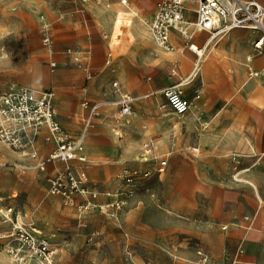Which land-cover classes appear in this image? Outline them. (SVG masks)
<instances>
[{
	"label": "rangeland",
	"instance_id": "374dc122",
	"mask_svg": "<svg viewBox=\"0 0 264 264\" xmlns=\"http://www.w3.org/2000/svg\"><path fill=\"white\" fill-rule=\"evenodd\" d=\"M57 1L0 0V95L11 86L26 87L37 91L53 93L56 113L89 112L81 107L83 101L89 102V107L98 106L96 109L98 116L101 115V112H109L105 118H102L105 120L104 122L99 121L97 117L94 118L92 126L87 131L84 145L86 162L83 164L79 162L71 163V166L81 174L83 179L95 185L100 184V186H105L108 182L116 180L115 178L123 167L145 172L139 166V160L140 158L142 160V157H139L138 160L129 159L123 162L107 158V154H110L109 152L114 151V153H119L132 139L138 138L130 129L126 130L125 136L120 141H115L111 136V130H114V127L118 125L115 120L118 116L117 97L113 94L112 87L115 82H120L128 91L141 96L150 94L152 91H158L155 96H151L144 106L142 105L141 107V112L145 116L143 121L147 125V132L145 134L148 139L158 138L161 132L172 130L173 135L177 138L189 137L190 144L188 148L190 149L195 145L198 146L202 131L215 134V129L211 126L212 116L219 112H229L228 110L230 109V112L234 113L230 117L225 118V124L227 123L231 126V130L225 132L226 136L231 139L237 138L238 135L244 137L255 152V154L251 155L252 158L264 156L263 106H261V110H257L256 112L257 129L249 127V114L252 110L248 105V93L246 90L248 85L255 81L250 79L247 66L245 80L234 90L230 80L233 75L231 69H226L224 72L225 76H222V73H220L219 75H215L214 78L208 79L204 71V63L210 58V50L207 52L205 57L199 61V65L203 66V86L201 99L196 108V113L202 115V121L198 124L202 131H197L191 135L186 134V127L187 123L190 122V118L186 117L184 120H181L173 115L161 93V90L170 83H179L177 78L172 75L173 67H177L179 73L187 77L184 80L185 85L191 81L192 75L190 76V72L192 64L190 63L187 72L184 71L185 66H180L182 63L188 61L183 46L175 45V52L173 53L177 54V58L171 62L169 67L167 66L163 69L159 78L151 79V81H148L150 75L147 71L144 75L142 71H136L133 66L131 68L127 67L126 70L124 68H116L125 55L126 45H132L136 40L134 28L138 26L145 27L150 32L149 27L157 12V7L152 14L151 6L142 0H128L127 6H123L121 0H117L118 7L117 10H114V13L112 12V19L113 17L114 19L108 33L95 34L82 20V28L80 29L82 33L76 41L77 46H70L59 51L60 35L56 20L58 14ZM74 1L79 4L83 3L80 0ZM113 4V0H107L104 6L99 7L109 12ZM81 9L79 7L78 10L74 11L76 19L80 16L82 17ZM48 11L53 17L49 18L47 16ZM72 11L70 10L67 14L70 16ZM133 11L137 16L133 17L132 28L125 31L121 26H124V23L122 24L120 19L116 20L115 14L119 13L120 18L122 16H131ZM140 19L145 20L148 23V27L141 23ZM187 21L192 39H199L202 33L194 26L195 20L189 21L187 19ZM42 25L48 26L47 33L53 44L52 50L43 43L44 31ZM220 39L218 40L220 41ZM72 42L73 40H71L70 44H73ZM183 42L186 44L185 40ZM217 42L212 41L211 49H213ZM200 43H204V41ZM89 48L92 51L91 57L84 58L81 66L72 63L70 59L64 56V53L68 56L67 50L69 49L85 54L84 50ZM161 51L164 52L163 50ZM109 53L112 55L111 57ZM96 62H98L97 67L92 66V63ZM52 63H55V66H52ZM68 70H75V72ZM125 72H132L131 78H119L120 73L124 74ZM25 73L30 74L31 80L29 82L18 80L17 76ZM100 76H103V79L95 83V79H98ZM88 77L90 79L92 77V79L89 80ZM153 81L155 85H153ZM143 86L146 88L144 91L141 89ZM196 86H198V82L194 81L190 86H183L181 89L185 91L184 88H187V93L193 96ZM259 86L262 88L260 84ZM237 96L241 97L240 103L235 101ZM154 101H157V104L155 108H152ZM62 104L67 106L66 110L62 109ZM136 111L139 112V110ZM147 117L151 121H148ZM78 119L80 127L77 131L83 128L82 119H84V116L82 113ZM168 121H171L169 125L166 123ZM151 122L162 125L163 131L160 133L154 131ZM100 124H103L102 126L105 127L104 131L106 132H100ZM177 124L179 126L174 129ZM110 142L117 144L118 151L117 148L113 150ZM0 149L1 153L7 152L11 156V159H0V200L8 203V197L12 193L16 194L17 198L12 202L16 206L15 214L17 217H19V213L29 214L32 220L28 223L39 227L50 243L59 248L60 253L56 258V264H154L149 259L150 253L145 250L146 246L138 242V226L143 222L150 227H152L153 223L169 222L170 218H167L166 215L192 224L200 223L198 220L191 222L178 216H172L166 212L160 198L162 195H168V190L164 189L163 185L165 176L162 178V181L152 176L142 179L139 181V187L136 189H131L124 185L120 186L122 190H128V193H124L125 206L122 214H120V223L115 224L107 215L97 211L80 214L76 209L65 207L60 198L54 197L49 193V180L55 175L46 178V180L38 179L40 171L34 167V164L27 165L22 163L23 158H19L18 161L17 159L15 160L16 156L21 157L22 154L16 151L13 152L1 145ZM40 149L38 147L40 158H47L50 152L41 156ZM165 153L170 152L167 151ZM236 154L242 158L243 163L245 160L247 165H245V168H249L250 166L248 165L252 162L249 161V154L241 151L233 153V155ZM98 157L99 159H96ZM49 165L51 164H48V168ZM62 166L61 169L64 168L63 164ZM115 166H118L117 169L108 175L107 179L101 178L104 168H115ZM12 169H16V175L12 176L9 174V172H13ZM19 173H21L20 176H18ZM248 175L249 172L243 173L241 181L236 182L232 179V169H230L226 181L233 184H243L249 188H253L252 185H255L262 192V188L251 181ZM195 184L192 179H189L185 182V185L182 182L178 183L175 190L179 191L180 195H183L185 191H191ZM118 185L119 182L116 180L115 187L113 188L118 187ZM97 188L101 191H106L103 188ZM258 199L264 200L261 194ZM101 200H105V198L100 197L99 201L101 202ZM202 204L206 205L205 200H203ZM165 213L166 215H164ZM245 217H249L250 221L241 223L238 219L236 221L235 216H233L232 221L229 222L242 225L244 236L248 234L256 235V241H254L253 249H250L249 254L254 256L253 260L241 259V256L248 255V248L243 242L238 245H228L226 242L224 245H221L216 254L211 253L209 248L200 242H196L187 246V249L192 252L189 259L184 261L179 259V250L177 249L176 259L173 258L170 261L171 257L167 251L161 250L166 254V258L163 261L155 262V264H264V229L255 228L253 216H243V218ZM227 223L215 220L212 222V227L215 229V232L224 233L223 235L228 232V239L231 240L234 237L232 234H229L231 229L227 231L222 229ZM6 229H8L7 224L0 213V235L5 234ZM91 234H96L99 241H101L99 242V246H93L88 243V240L86 241ZM126 234L131 235L132 238L134 251L132 259L124 253L122 239ZM8 245V240L0 238V264H18L9 253ZM176 247L178 248V245ZM199 252H202L203 256H200ZM25 264L40 263L33 260Z\"/></svg>",
	"mask_w": 264,
	"mask_h": 264
},
{
	"label": "crops",
	"instance_id": "0c3cea01",
	"mask_svg": "<svg viewBox=\"0 0 264 264\" xmlns=\"http://www.w3.org/2000/svg\"><path fill=\"white\" fill-rule=\"evenodd\" d=\"M114 4L112 9L107 12L106 10L100 8L99 6H104L105 4H98L96 2H89V3H82L79 4L74 0H58V14L56 16L57 26L59 31V51H62L64 48H69L77 46L76 41L82 31V20L83 23L90 27L92 32L95 34L106 32L108 33L111 29L113 19H112V12L117 10L118 3L117 0H113ZM144 3L151 6V13H154V10L158 6V3L161 0H142ZM186 5V18L189 21H193L196 19V10L198 6L197 0H184ZM255 1L264 6V0H250ZM128 0H126V4L122 3L123 6H127ZM81 9L82 17H78L76 19L75 10L78 8ZM72 8V9H71ZM60 9V10H59ZM70 10H73L71 13V17L67 14ZM122 12H130V11H122ZM134 13V11L132 12ZM117 14V13H116ZM116 20L120 19V22L127 23L132 26L133 24V17L136 16H122L119 18V13L116 15ZM47 16L49 18L53 17L52 14L48 11ZM123 26V25H121ZM192 26V25H191ZM123 28V27H122ZM132 27L123 28L125 31L130 30ZM150 29V27H149ZM201 32V36L199 39H192L186 40L180 36L178 32L171 33V44L173 46L172 51H165L160 48L156 42L154 41L151 32L147 28H142L140 26L134 28V33L136 40L132 45H126V52L123 56L121 63L119 64V68H124L126 70L127 67L131 68L134 67L136 71H142L145 75L146 71L150 75L148 81L151 79H157L161 76L162 71L165 67H169L171 62L177 58V54L175 52V45L183 46V49L186 51V56L188 61L182 63L180 66H185L184 71L187 72L190 67V63L192 64V70L190 72L192 84L194 81L198 82V86H196L194 95L191 96L187 90L184 88L185 96L193 102V105L188 113L184 116L180 117L175 115L172 110V114L175 115L177 118L184 120L186 117L190 118V122L187 123L186 127V134H192L195 132H201L202 129L198 126L201 123L202 118L200 113H196L197 106L199 104V100L201 99L202 95V86H203V66L201 67V71L198 75L195 73V65L197 62V56L194 52L189 49L190 45H194L199 49L203 50V57L207 54L210 50L209 56L210 58L205 61L204 63V71L206 76L209 78H214L215 75H219L222 73V76H225L224 72L226 69H231L233 73L232 78L230 79L233 85V88L239 87L240 84L245 80V72L247 67H251L256 71H264V46L260 51H256L254 49V44L258 40V33L253 32L247 29H235L229 34L225 36H220L217 38H211V35L208 32ZM221 38V39H220ZM222 40V42H220ZM71 40H73V44H70ZM183 40L186 41L184 44ZM204 43H200L203 42ZM212 41H218L217 44L211 49ZM188 49V50H187ZM163 50L164 52H162ZM86 53H81V58L84 61L88 56L91 57V49L84 50ZM168 53V54H167ZM135 54V55H134ZM111 54L109 53V56ZM64 56L72 61V59L68 56ZM112 56V55H111ZM62 59V58H59ZM250 59V61H249ZM73 63V62H72ZM185 64V65H183ZM98 62L92 63V66L97 67ZM247 66V67H246ZM122 70V69H120ZM65 71V70H64ZM70 72H75V70H68ZM122 72V71H121ZM132 73V72H131ZM130 72H125L124 74L120 73L119 78L129 79L131 78ZM179 73L177 67H173L172 75L177 78L178 84L181 81H184L187 77L181 75ZM163 76V75H162ZM18 80L23 82H29L31 80L30 74H20L17 76ZM165 79V77L163 76ZM89 80L91 79L88 77ZM103 79V76H100L98 79H95V83L100 82ZM88 80V81H89ZM255 82H251L246 92L248 93V105L252 112L249 114V127H253L257 129V117L256 112L257 110H261V106L264 107V87L260 80L251 79ZM122 90L128 94L136 96L138 98L137 101V112L136 118L130 126H125L123 129L119 130V136H114L113 133H117L115 129L118 126L114 127V130H111V136L115 141H120L125 136L126 130L130 129L133 133L138 136V138L132 139L125 147H123L119 153H114V151L109 152L107 154V158L115 159L120 162L125 160H138L140 158V165L141 168L145 171L148 169H152L157 166V162H143V150L147 143H154L157 148L158 152L162 155L168 156V166L164 174L157 175L153 174L152 177H156L159 181H162V178L165 176L164 181V189L168 190V195H162L160 198L162 200V204L166 209L168 214L170 213L172 216H178L184 218L188 221H195L198 220L200 223L192 224L188 223L183 220H178L177 218H171L170 216L166 217L170 218L169 222H158L153 223L152 227L148 226L144 222L138 226V242L141 245L146 246L145 250L150 253L149 259L155 264V262L163 261L166 258V254L161 250L167 251L170 255V261L176 257L177 249L179 250L178 256L181 260H187L191 257L192 252L187 249V246H190L192 243L200 242L202 245L209 248L210 252L216 254L220 249L221 245H224L226 242L228 245H238L242 242L248 248V255L241 256V259L245 260H253L254 256L249 255L250 249H253V244L256 241V235L248 234L244 236L242 229L244 230L242 225L237 223L229 222L232 221V217L235 216V220H239L241 223H245L243 220V216H253L254 223L253 225L255 228H263L264 229V200L258 199L260 194L261 197L264 198V156L261 158H252L251 155L255 154L253 147L246 142L244 137L238 135L237 138L231 139L230 137L226 136L227 131L231 130V126L229 124H225V118L230 117L234 112H219L212 116L211 122L212 127L215 129V134H209L205 131H202L200 134V139L198 142V146L188 148L189 137L188 138H177L173 135V131L169 130V132H161L162 125L151 122L154 131L161 132L164 134H160L158 138H147L145 134L147 132V125L144 123L145 116L144 113L141 112L142 105L146 103L151 96H155L158 91H152L150 94L147 95H139L134 92L128 91L120 82ZM155 85L154 81L152 82ZM188 83L184 85V87H188L191 84ZM262 86V88L259 86ZM177 85V83L173 82L170 83L168 86ZM166 86V87H168ZM165 87V88H166ZM161 90V93L165 89ZM143 91L146 89L144 86L141 88ZM196 92H199V98H195ZM114 94V90H113ZM116 96V95H115ZM117 97V96H116ZM162 97L165 99L162 93ZM166 101V99H165ZM237 103L241 102V97L237 96L235 99ZM86 102L83 101L82 104ZM157 102V101H156ZM155 101L153 102L152 108L156 107ZM89 103V102H88ZM81 104V107L85 109ZM167 104V101H166ZM62 109H67V106L64 104L61 105ZM170 108V107H169ZM102 110V109H101ZM100 110V111H101ZM59 113V115H58ZM57 117L60 121L61 125L72 135H77L82 132L84 128V119L83 121V128L79 131L78 128L80 127L79 116L82 115L86 116L88 112H58ZM107 113L109 112H101V115H96L97 119L101 122H104L102 118H105ZM144 116V118H143ZM95 117V118H96ZM103 120V121H102ZM116 120V118H115ZM148 121H151L150 118L147 117ZM198 123H197V122ZM171 121L166 122L168 125ZM227 122V121H226ZM197 123V124H196ZM222 123V124H221ZM99 130L100 132L104 131L103 124H100ZM179 125H175V128ZM183 126V125H182ZM170 129V128H169ZM173 129V128H171ZM47 133L46 129H43L40 138L37 143V149L41 146V156H44L48 152H52L54 150V145L50 143H46L44 141V136ZM111 147L113 150L117 148V144L110 142ZM1 146L7 148L6 146L0 144ZM122 147V145H121ZM198 148V152L194 153L192 149ZM11 150V149H9ZM142 150V154H141ZM13 151V150H12ZM118 151V148H117ZM169 151L170 153H165ZM243 152L249 154L250 158L248 166L249 168H245V160L243 163L242 158L236 154L241 160V169L244 173L249 172V178L251 181L257 184L262 188L261 190L257 189L255 185H252L253 188H249L243 184H233L228 183L226 181L230 169L233 168L232 164V156L233 153L236 152ZM14 152V151H13ZM234 156V155H233ZM11 159L9 153H1L0 149V159ZM22 159V163L24 164H33L34 162L29 160L28 158L24 157H15V160ZM96 159H99L96 158ZM77 162V161H75ZM80 163V162H79ZM21 164V163H20ZM83 164V163H82ZM52 165V166H51ZM47 167L45 172H40L38 175V179L46 180V178L54 176L56 172L61 169L62 163H53ZM51 166V167H50ZM247 166V165H246ZM118 166L115 168H104V172L102 174L103 179H107L110 175L117 169ZM129 167H123L122 170ZM134 169V168H131ZM13 172H9L10 175H16V169H12ZM21 173L18 174L20 176ZM118 174V175H119ZM0 175H1V167H0ZM118 177V176H117ZM117 177L115 178L117 180ZM193 180L196 184L191 189V191H185L183 195H180L179 191L175 190V187L178 183L185 185L187 180ZM116 180H112L108 182L105 186H100V184L93 185L100 187L103 190H111L114 189ZM55 197V196H54ZM16 194L12 193L8 197V203L3 202L0 200V213H4L5 210L9 207H12L15 211L16 206L13 205V200H15ZM1 199V198H0ZM203 200H205L206 205L204 206ZM107 203L108 200H101V203ZM204 206V207H203ZM72 209V208H69ZM3 211V212H2ZM122 214V213H121ZM15 216H17L15 214ZM19 223H28L31 222L32 218L29 217V214L19 213V217L17 218ZM215 220H220L222 222H228L223 227H227L231 229L229 234H232L234 237L231 240L228 239V232L225 235L220 234L219 232H215V229L212 227V222ZM117 224L116 222H114ZM7 228L5 231L11 230V224L8 222ZM123 226V225H122ZM39 228V227H37ZM40 229V228H39ZM41 230V229H40ZM42 231V230H41ZM225 231V230H224ZM43 232V231H42ZM44 234V233H43ZM228 240V241H227ZM87 241V239H86ZM99 239L96 237L95 245L99 246ZM123 248L124 253L132 259L133 257V244L131 235H124L123 239ZM178 245V248L176 247ZM176 259V258H175ZM57 260V259H56ZM100 264V263H99Z\"/></svg>",
	"mask_w": 264,
	"mask_h": 264
},
{
	"label": "built area",
	"instance_id": "2783aa9c",
	"mask_svg": "<svg viewBox=\"0 0 264 264\" xmlns=\"http://www.w3.org/2000/svg\"><path fill=\"white\" fill-rule=\"evenodd\" d=\"M46 1V0H42ZM83 3L96 2L105 4L107 0H80ZM196 19L194 26L198 31L208 32L211 38L225 36L235 29H250L258 33V40L254 49L260 51L264 46V6L255 1L244 0H197ZM125 4L126 0H122ZM186 5L184 0H161L157 12L150 26V32L156 44L165 51H172L171 33L178 32L181 37L191 40L186 18ZM44 36L43 43L52 50V41L47 33L48 26L42 25ZM189 49L197 56L195 73L201 71L199 61L204 53L202 49L190 45ZM67 55L72 62L81 66L83 60L77 50H67ZM250 61V59H249ZM55 66V63L51 64ZM250 79L260 80L264 87V71H256L248 67ZM184 81L171 85L163 90L167 105L177 116L188 113L193 102L188 99L184 91ZM117 96L118 124L113 133L119 136V130L130 126L136 118L138 98L124 92L117 82L112 85ZM195 98H199L196 92ZM82 106L89 112L84 118V128L77 135L70 134L57 118L54 94L51 92L37 91L26 87L11 86L0 95V144L19 152L24 157L33 161L34 167L40 172H45L48 164L62 163L64 168L58 171L49 180V193L60 198L67 208L76 209L80 214L101 212L116 223H120V214L125 206V194L121 185L136 189L139 181L151 177L154 173L162 175L168 166V156L158 152L154 143H147L143 149V162H157V166L149 171L142 172L138 169L125 168L117 177L118 187L112 190L101 191L71 166L72 162H86L84 154L85 138L88 129L96 117L98 106L89 107L88 102ZM43 129L47 130L44 141L54 145V150L45 159L40 158L37 143ZM194 153L198 148L192 149ZM232 179L240 182L244 171L238 156H232ZM100 197L108 200L101 203ZM3 212V211H2ZM5 223L11 224V230L0 235L1 239L9 241V253L18 264H25L33 260L40 264H56L60 250L53 246L49 239L32 223L18 221L15 211L9 207L2 213ZM244 222L250 218L245 217ZM226 230L227 227H223ZM96 234L88 236L89 244L95 245ZM203 256L202 252L198 253Z\"/></svg>",
	"mask_w": 264,
	"mask_h": 264
},
{
	"label": "bare ground",
	"instance_id": "6f19581e",
	"mask_svg": "<svg viewBox=\"0 0 264 264\" xmlns=\"http://www.w3.org/2000/svg\"><path fill=\"white\" fill-rule=\"evenodd\" d=\"M125 4H126V3H125ZM131 16L133 17V16H137V15H136L135 13H133ZM140 22L143 23L145 26L148 27V23H147L145 20L140 19ZM122 27H123V28H128V27H131V25H129V24H127V23H124V26H122ZM110 57H111V55H110Z\"/></svg>",
	"mask_w": 264,
	"mask_h": 264
}]
</instances>
